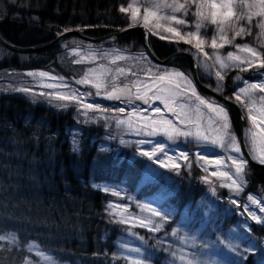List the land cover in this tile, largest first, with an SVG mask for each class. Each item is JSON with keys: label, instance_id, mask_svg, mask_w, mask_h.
I'll use <instances>...</instances> for the list:
<instances>
[{"label": "rangeland", "instance_id": "obj_1", "mask_svg": "<svg viewBox=\"0 0 264 264\" xmlns=\"http://www.w3.org/2000/svg\"><path fill=\"white\" fill-rule=\"evenodd\" d=\"M224 4L230 8L222 7ZM163 5L184 8L173 11ZM122 8L130 26H140L157 40L180 46L193 57L204 84L218 94L227 93L226 97L238 104L244 116L245 148L252 159L264 164V67L259 66L264 64V0H126ZM229 11L232 15L225 18ZM213 12L217 23L212 22ZM172 16L184 23H177ZM168 28L176 31H166ZM213 40L216 48L212 47ZM58 45L81 67L78 76L59 74L55 68H2L0 95L71 112L73 120L65 132L72 150H78L81 127L93 125L101 131L92 140L98 150L111 153L116 164L137 166L135 178L131 177L134 179L114 175L109 178L119 179L87 180L106 194L109 216L124 225L113 242L112 255L118 264H245L248 258L254 264H264V186L257 192L248 188L249 164L226 105L199 90L190 68L187 72L156 63L141 46L121 47L113 41L93 42L76 35L66 36ZM229 53L246 62L228 60ZM7 55L0 47V61ZM217 57L229 66L221 68ZM41 72L46 76L41 77ZM119 83L131 85L133 93L147 103L105 102L96 96ZM242 89L248 90L247 94ZM73 94L72 100L57 98ZM156 94L169 101L168 107L175 109L178 118L166 111L162 101L154 99ZM153 107L161 108V113H153ZM221 108L224 112L218 115ZM167 119L182 134L173 133L169 138L173 129L164 123ZM225 122L227 130L222 127ZM14 127L10 121H0L1 129ZM229 136L234 139L229 141ZM236 148L239 152L234 151ZM143 152L155 154L150 158ZM234 159L245 161L243 174L236 175ZM192 169L198 178L206 177L204 189L197 197L178 204L174 197L179 178ZM224 172L228 175H222ZM153 210L160 215H154ZM0 237V249L26 252L21 264H82L62 261L36 241L22 245L13 231L0 232Z\"/></svg>", "mask_w": 264, "mask_h": 264}, {"label": "trees", "instance_id": "obj_2", "mask_svg": "<svg viewBox=\"0 0 264 264\" xmlns=\"http://www.w3.org/2000/svg\"><path fill=\"white\" fill-rule=\"evenodd\" d=\"M125 3L126 0H0V35L20 46L45 44L67 28L99 37L129 25L128 14L121 11ZM107 41L121 47L141 46L138 31ZM147 41L159 58L182 50L150 33ZM0 47L8 52L0 61V69L55 68L68 77L81 72V67L58 44L30 53ZM168 64L189 72L186 57H175ZM226 107L236 128V111ZM3 120L15 127L0 128V232H15L22 245L36 241L62 261L118 264L112 255L113 242L124 225L109 216L106 195L87 180L119 179L109 178L114 175L134 179L137 166L116 164L111 153L98 150L92 140L101 131L93 125L81 127L78 150H72L65 132L73 120L71 112L53 111L22 97L0 95V121ZM40 120L41 126L37 124ZM179 179L174 197L178 204L202 193L204 182L195 169ZM247 182L248 188L257 192L264 186V170L248 166ZM25 256L21 249H0V264H21ZM245 264L254 262L248 258Z\"/></svg>", "mask_w": 264, "mask_h": 264}, {"label": "water", "instance_id": "obj_3", "mask_svg": "<svg viewBox=\"0 0 264 264\" xmlns=\"http://www.w3.org/2000/svg\"><path fill=\"white\" fill-rule=\"evenodd\" d=\"M138 31L140 32V38H141V47L145 51V53L156 63L159 64H167L170 60H172L175 57L178 56H183L188 58L189 64H190V72H191V78L195 85L199 88L200 91L203 93L209 94L222 103H224L227 106H231L232 108L235 109L236 114H237V132L239 136V141H240V146L242 149L243 154L245 155V158L249 164L250 167L254 169H262L264 170V164L255 161L252 159L250 154L247 152L244 141H243V121H244V116L242 113V110L238 106V104L231 100L228 99L227 97L216 93L212 88L208 87L205 85L203 82L200 81L198 71L196 64L194 63L193 57L186 51L184 50H176L166 56L165 58H159L154 51L150 48L148 41H147V31L140 27V26H125L122 28H119L115 31L106 33L102 36L99 37H90L82 33L80 30L76 28H67L61 33L57 34L53 39H51L49 42L41 45H30V46H20L13 44L11 42H8L5 40L1 35H0V45L5 47L6 49L16 52V53H30V52H38L41 50L48 49L50 47H53L55 44H57L60 40L65 38L66 36L70 35H76L82 39L88 40V41H93V42H100L104 39H116L117 37L123 36L125 34ZM96 96L100 99H102L105 102H116L119 100H130V101H136V102H141L145 104L146 99L143 97H139L133 93V90L131 88V85L126 84V83H119L110 86L107 90L97 93ZM206 179V178H204Z\"/></svg>", "mask_w": 264, "mask_h": 264}, {"label": "snow or ice", "instance_id": "obj_4", "mask_svg": "<svg viewBox=\"0 0 264 264\" xmlns=\"http://www.w3.org/2000/svg\"><path fill=\"white\" fill-rule=\"evenodd\" d=\"M163 6H164V7H170V8L173 9V11H179V10H181L182 8H184V5H178V6H177V5H163ZM158 7H159V6H158ZM212 7L215 8L216 5L213 4ZM222 7H229V8H230V4H224V5H222ZM121 11H126V9H123V8H122ZM201 15H202V14H201ZM231 15H232V13H231V11H229V12L225 13V18H228V17H230ZM133 17L135 18V13H133ZM171 19H172V20H175L177 23H184V21H182V20H177L175 16H172ZM212 22H213V23H217V21H216V13H215V12L212 13ZM166 31L175 32L176 30H175L174 28H168V29H166ZM241 31H243V30H241ZM239 34H240V33H237V35H239ZM177 35H179V34L177 33ZM227 42H228V43H231V41H227ZM220 46L222 47L223 45H220ZM197 47H200V45L197 44ZM212 47H213V48H216V47H217V44H216V41H215V40L212 41ZM243 51L251 52V54H252L253 56H257V55H258L255 51H253L252 49H249V48H244ZM217 60L220 62V67H221V68H225V67H228V66H229V65H226L223 61H220L219 57H217ZM228 60H231V61H240V57H239V56H234L232 53H229V55H228ZM240 62H241V63H245L246 61H240ZM248 63H249V68H251L253 65H252L250 62H248ZM259 66H260V67H264V64H261V65H259ZM39 75H40L41 77H45V76H46V74L43 73V72L39 73ZM216 75H217V77H218L219 79H223V77H222V75H221L220 72H217ZM160 79L163 80L164 77L161 76ZM49 87H51V86L49 85ZM177 87H179V85H177ZM253 87H256V86H253ZM157 91H158V92H163L164 90H163V89H158ZM241 91H242V92H245V93L247 94V91H248V90H246V89H242ZM180 95H183V93H180ZM193 95H195V93H193ZM57 98H58V99H64V100H72V99H75V95H74V94H73L72 96L58 95ZM154 99L157 100V101H162V102L165 104V106H166V111L169 112V113H172L174 116H177V118H178V115H179V114H177V113L175 112V109H173V108H171V107H168V103H169V101H168L164 96H162V95H160V94H156V95H154ZM197 99H200V98L197 97ZM237 99H239V97H237ZM145 102L147 103V100H146ZM200 104H202V105L205 104V101L202 100V99H200ZM87 107L91 108L92 105H88ZM180 107L183 108V105H181ZM207 107H208L209 109H212V108H213V106H212L211 104H208ZM151 110H152V112L155 113V114H159V113H161V111H162V109L159 108V107H153ZM120 111L123 112L124 109H120ZM144 111L147 112V110H144ZM223 112H224V110L221 108V109L218 110V113H217V114L220 115V114L223 113ZM221 119H224V117H221ZM181 122H183V121H181ZM118 123H123V121H118ZM153 123H155V121H153ZM164 123L167 124L168 126L172 127V129H173L172 132H169V133H168L169 138L172 137L173 133H175L176 135H180V134H182V133H180V131H179L178 129H176L175 126L172 124V120L167 119V120L164 121ZM144 126L147 127V124H145ZM222 127H223L224 130H227V129H228V124H227V122L223 123ZM161 130H162V129H161ZM206 138H207V137H205V139H206ZM233 139H234V138L231 137V136L228 137V140H229V141H232ZM160 150L163 151V148H161ZM234 151L239 152V148L234 149ZM142 154H143V155H147V156H149V157L151 158L155 153H154V152H143ZM182 156H183V154H182ZM183 158H184V159H187V156H183ZM262 162H264V161H262ZM217 163H219V161H217ZM232 163L236 165V175H241V174H243V171H244V163H245V161H242V160H241V161H237V160L234 159V160L232 161ZM165 166L167 167V165H165ZM173 167L178 168L179 165H175V164H174ZM213 174H215V173H213ZM222 175L227 176L228 173H227V172H224V173H222ZM234 183H235V181H234ZM113 211H115V209H113ZM153 214H154V215H157V216L160 215V213H159L158 211H155V210H153ZM254 218H255V217H254ZM122 222H125V223H126L127 221H122ZM141 223H143V221H141ZM261 223H264V221H261ZM153 230H156V229L153 228ZM0 239H3V237H0Z\"/></svg>", "mask_w": 264, "mask_h": 264}, {"label": "flooded vegetation", "instance_id": "obj_5", "mask_svg": "<svg viewBox=\"0 0 264 264\" xmlns=\"http://www.w3.org/2000/svg\"><path fill=\"white\" fill-rule=\"evenodd\" d=\"M147 34H148V32H147ZM57 44H59V42H58ZM175 51H176V50H175ZM173 52H174V51H173ZM187 59H188V58H187ZM169 62H170V61H169ZM169 62H168V63H169ZM168 63H167V64H168ZM169 65H170V64H169ZM116 102H117V101H116Z\"/></svg>", "mask_w": 264, "mask_h": 264}, {"label": "bare ground", "instance_id": "obj_6", "mask_svg": "<svg viewBox=\"0 0 264 264\" xmlns=\"http://www.w3.org/2000/svg\"><path fill=\"white\" fill-rule=\"evenodd\" d=\"M136 42V41H135ZM106 195V194H105ZM107 216V215H106ZM108 220V219H107ZM113 221V220H112ZM117 224V223H116Z\"/></svg>", "mask_w": 264, "mask_h": 264}]
</instances>
